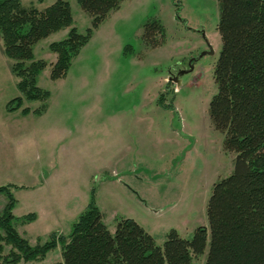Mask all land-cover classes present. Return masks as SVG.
Wrapping results in <instances>:
<instances>
[{
    "label": "rangeland",
    "instance_id": "obj_1",
    "mask_svg": "<svg viewBox=\"0 0 264 264\" xmlns=\"http://www.w3.org/2000/svg\"><path fill=\"white\" fill-rule=\"evenodd\" d=\"M22 1L44 9L56 0ZM64 1L73 27L86 33L91 17L77 0ZM153 19L165 30L157 47L142 37ZM218 20L217 0H124L58 80L50 77L57 59L50 45L66 39L69 28L52 34L34 46V59L47 62L37 78L50 92L43 110L39 100L7 110L23 95L0 35V187L10 186L13 224L31 245L69 233L82 212L75 211L91 201L110 229L121 217L133 219L159 246L172 229L191 239L197 227L208 226L213 185L233 172L235 157L209 116L221 51ZM7 202L0 192V216ZM4 247L7 254L11 246ZM55 249L18 264H52L61 247ZM205 259L206 253L195 264Z\"/></svg>",
    "mask_w": 264,
    "mask_h": 264
},
{
    "label": "trees",
    "instance_id": "obj_2",
    "mask_svg": "<svg viewBox=\"0 0 264 264\" xmlns=\"http://www.w3.org/2000/svg\"><path fill=\"white\" fill-rule=\"evenodd\" d=\"M77 1L92 20L84 34L73 27L67 1L56 0L38 9L22 0H0L4 52L13 61L12 72L23 95L9 101L7 110H19L25 100H39L41 109L45 107L50 92L38 86L37 78L47 62L34 59L38 42L69 28L66 39L50 45L57 55L50 77L64 78L73 57L124 0ZM217 1L221 51L214 67L217 91L209 103V116L215 129L224 134V149L235 157L233 172L213 185L207 203L208 226L197 227L191 239L172 229L159 246L130 218L117 219L111 232L101 210L91 201L69 233H53L44 244L31 245L13 224L16 199L10 186H1L8 202L0 216L4 231V236L0 235V264L40 261L58 246L62 259L52 264H195L205 253V264H264V0ZM142 37L147 45L160 46L165 37L161 22H146ZM29 112V108L22 109L23 114ZM33 216L25 219L30 221ZM6 244L11 246L7 254Z\"/></svg>",
    "mask_w": 264,
    "mask_h": 264
},
{
    "label": "crops",
    "instance_id": "obj_3",
    "mask_svg": "<svg viewBox=\"0 0 264 264\" xmlns=\"http://www.w3.org/2000/svg\"><path fill=\"white\" fill-rule=\"evenodd\" d=\"M124 2V1H123ZM67 187H68V184H67ZM40 187H37L35 190H38ZM67 195H68V191L65 193V197H67ZM86 203V202H85ZM85 203H83V205H81L80 206V208L77 210V211H75V213H80L81 211H83L85 208H86V206L87 205H85ZM103 213V212H102ZM76 217V216H75ZM141 225V224H140ZM108 226V225H107ZM142 226V225H141ZM109 228V227H108ZM109 230L111 231V232H113L114 230L113 229H110L109 228ZM62 234H65V233H62ZM67 234V233H66ZM56 250V249H55ZM55 250H53V251H55ZM51 253H52V251L48 254V255H51ZM62 259V252L60 251V253H59V257H58V259H57V261H60ZM56 262V261H55Z\"/></svg>",
    "mask_w": 264,
    "mask_h": 264
},
{
    "label": "water",
    "instance_id": "obj_4",
    "mask_svg": "<svg viewBox=\"0 0 264 264\" xmlns=\"http://www.w3.org/2000/svg\"><path fill=\"white\" fill-rule=\"evenodd\" d=\"M178 76H179V75H178ZM178 76H177V75L170 76L169 80H170V81H173V82H176L177 79H178Z\"/></svg>",
    "mask_w": 264,
    "mask_h": 264
}]
</instances>
